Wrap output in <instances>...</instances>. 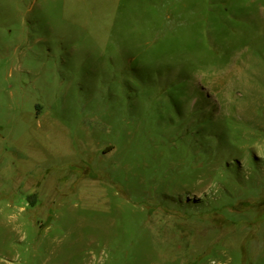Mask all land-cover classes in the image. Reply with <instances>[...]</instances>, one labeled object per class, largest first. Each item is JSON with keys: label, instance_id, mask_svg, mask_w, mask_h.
Listing matches in <instances>:
<instances>
[{"label": "rangeland", "instance_id": "obj_1", "mask_svg": "<svg viewBox=\"0 0 264 264\" xmlns=\"http://www.w3.org/2000/svg\"><path fill=\"white\" fill-rule=\"evenodd\" d=\"M0 264H264V0H0Z\"/></svg>", "mask_w": 264, "mask_h": 264}]
</instances>
